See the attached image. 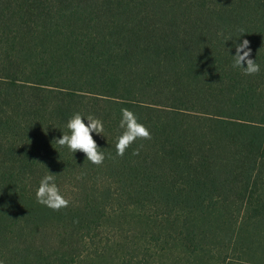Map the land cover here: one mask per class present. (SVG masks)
I'll list each match as a JSON object with an SVG mask.
<instances>
[{
	"label": "trees",
	"instance_id": "obj_1",
	"mask_svg": "<svg viewBox=\"0 0 264 264\" xmlns=\"http://www.w3.org/2000/svg\"><path fill=\"white\" fill-rule=\"evenodd\" d=\"M245 39L258 75L233 67ZM122 108L152 139L121 158ZM76 113L103 122L99 167L54 143ZM48 171L59 212L36 201ZM236 205L264 219V0H0V262L154 264Z\"/></svg>",
	"mask_w": 264,
	"mask_h": 264
},
{
	"label": "rangeland",
	"instance_id": "obj_2",
	"mask_svg": "<svg viewBox=\"0 0 264 264\" xmlns=\"http://www.w3.org/2000/svg\"><path fill=\"white\" fill-rule=\"evenodd\" d=\"M204 203L207 206H219V203L213 204L210 201ZM193 204L196 203L193 202ZM236 208L237 212L231 211L232 219L227 218L230 213L225 210H219L223 215L215 212V216H217L210 221L212 226L209 228V238H203L199 247L193 252H188L187 248L185 250L181 246L184 232L176 238L171 237L165 240V247L162 248H166V250L160 254L162 250L158 245L159 256L154 259V264H264V219L260 215L257 218L253 212L245 213L244 210H241L238 213V210L243 207L236 205ZM236 220H242L244 223L239 225L240 229L236 228L235 230ZM128 227L135 233L142 230L139 224L125 226L123 230L126 231ZM117 240L120 242L119 237ZM121 241V244L125 242ZM117 247L119 248V246ZM116 260L114 254L107 253L98 258L90 255L84 258L81 263L117 264Z\"/></svg>",
	"mask_w": 264,
	"mask_h": 264
},
{
	"label": "clouds",
	"instance_id": "obj_3",
	"mask_svg": "<svg viewBox=\"0 0 264 264\" xmlns=\"http://www.w3.org/2000/svg\"><path fill=\"white\" fill-rule=\"evenodd\" d=\"M235 52V56L232 57L234 68L241 69L245 76H254L260 73V65L256 63V59L249 58L252 53L248 40L245 39L236 45ZM66 127L68 132L62 134V138L55 140L54 143L61 148L66 147L73 154L79 151L85 155L87 161L97 167L101 166L105 160V155L93 139L92 133L102 136L104 132L103 122L92 115L85 119L76 113L68 120ZM119 127L123 129V132L115 145L118 157L122 158L135 142L152 139L150 130L140 123L137 116L127 108L121 109ZM133 155H139V149L135 150ZM56 176L48 171V174L40 180L35 196L37 203L54 212H59L67 208L70 202L61 193V189L55 182Z\"/></svg>",
	"mask_w": 264,
	"mask_h": 264
}]
</instances>
